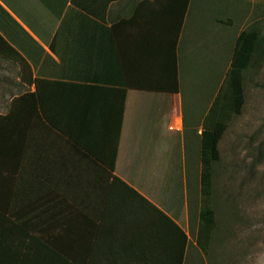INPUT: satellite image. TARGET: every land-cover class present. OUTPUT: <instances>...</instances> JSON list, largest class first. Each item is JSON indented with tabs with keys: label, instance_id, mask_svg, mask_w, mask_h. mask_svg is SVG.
<instances>
[{
	"label": "crops",
	"instance_id": "1",
	"mask_svg": "<svg viewBox=\"0 0 264 264\" xmlns=\"http://www.w3.org/2000/svg\"><path fill=\"white\" fill-rule=\"evenodd\" d=\"M192 1L183 9V0H110L94 17L72 0H0V100L8 102L0 114L12 101L15 106L10 124L0 120L7 157L0 164V196L11 212L53 213L64 203L91 214L123 191L122 181L181 221L188 234V205L181 218L165 195L136 183L130 165L137 142L143 144L138 157L153 161L162 132L143 130L149 118L155 122L159 103L167 130L184 139L180 51ZM175 82L177 89L170 88ZM141 131L148 135L140 137ZM153 133L157 143L147 157ZM132 221L80 223L82 263L152 264L146 217L139 223L142 237L136 227L129 230ZM99 222V237L86 240L84 229Z\"/></svg>",
	"mask_w": 264,
	"mask_h": 264
},
{
	"label": "rangeland",
	"instance_id": "2",
	"mask_svg": "<svg viewBox=\"0 0 264 264\" xmlns=\"http://www.w3.org/2000/svg\"><path fill=\"white\" fill-rule=\"evenodd\" d=\"M251 26L264 34V0L192 1L180 51L184 139L167 130L159 116V106L164 112L159 103L155 122L149 118L143 130L156 127L162 132L157 135L158 143L156 133L145 143L147 157L157 143L156 158L149 163L138 157L143 147L140 142L133 153L130 169L138 176L136 183L146 185L152 194L165 195L168 208H174L181 218L188 205L183 224L190 243L183 264H264V61L244 70L241 111L233 115L218 143L220 158L213 174L218 229L208 252L191 246L199 210L198 131L229 68L238 33ZM7 106L8 102L0 100V111ZM143 131L140 137L148 135ZM187 166L188 181L184 178Z\"/></svg>",
	"mask_w": 264,
	"mask_h": 264
},
{
	"label": "trees",
	"instance_id": "3",
	"mask_svg": "<svg viewBox=\"0 0 264 264\" xmlns=\"http://www.w3.org/2000/svg\"><path fill=\"white\" fill-rule=\"evenodd\" d=\"M72 1L88 16L94 17L102 16L110 2V0H102L101 3L92 1L85 4L80 0ZM188 1L183 0V9H186ZM217 21L221 22L223 19L217 18ZM262 61H264V34L260 33L256 26L242 29L235 39L229 68L202 118L198 133L199 210L195 244L205 252L209 251L218 229L213 186L214 163L220 158L218 143L233 115L241 111L244 102V70ZM170 88L177 89L176 82ZM14 111L15 106L12 101L9 112L0 114V120L9 119L10 124V121L14 120L10 119ZM1 145L0 164L6 157V154H3L6 150L5 145ZM121 184L123 191L117 192V197L114 196L112 199L110 194L107 207L103 210H94L91 214L88 213L89 211L84 212V209H80L77 205L64 203L54 208L53 213L42 211L39 214H19L11 212L5 199L0 196V264H85L79 257L85 253V248L79 243L83 232L79 224L86 220L92 221L98 218L106 220L109 217L126 223L134 220V223L129 224V230L132 231V227H136L139 237L143 236L142 226L139 223H142L140 221L146 217L145 223L149 224V235L153 242V246H150L153 254L152 264H183L189 241L186 231L170 214L137 190L122 181ZM44 223L46 226L41 229ZM100 226H102L101 222L96 223L92 228L84 229V238L86 240L98 238ZM124 233L121 236L124 237ZM117 254L123 255L119 252Z\"/></svg>",
	"mask_w": 264,
	"mask_h": 264
},
{
	"label": "built area",
	"instance_id": "4",
	"mask_svg": "<svg viewBox=\"0 0 264 264\" xmlns=\"http://www.w3.org/2000/svg\"><path fill=\"white\" fill-rule=\"evenodd\" d=\"M169 129H174L173 125L168 126Z\"/></svg>",
	"mask_w": 264,
	"mask_h": 264
}]
</instances>
